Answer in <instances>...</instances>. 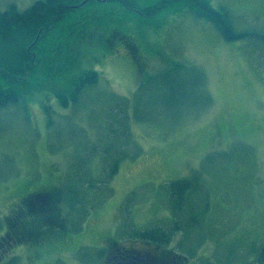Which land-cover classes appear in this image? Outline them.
Listing matches in <instances>:
<instances>
[{
	"label": "rangeland",
	"instance_id": "1",
	"mask_svg": "<svg viewBox=\"0 0 264 264\" xmlns=\"http://www.w3.org/2000/svg\"><path fill=\"white\" fill-rule=\"evenodd\" d=\"M32 1L0 0V8ZM208 1L228 12L234 30L264 29V0ZM71 13L78 30L57 58L75 57V67L24 94L23 105L0 107V236L25 194H63L56 203L62 225L49 226L55 238H44L39 251L20 244L8 264H98L105 239L153 249L129 237L153 226L170 232L185 264H255L264 245V44L225 40L187 2L143 16L117 1L86 0ZM173 62L195 65L207 90L194 82L193 95L178 101L163 88L147 91V108L139 107L145 119L137 122L134 103L131 139L119 146L125 134L107 130V118L117 115L111 99L133 97L143 77ZM90 67L100 71L98 83L75 107L59 106L53 90ZM207 96L211 103L200 107ZM181 178L203 186L173 216L169 181Z\"/></svg>",
	"mask_w": 264,
	"mask_h": 264
},
{
	"label": "trees",
	"instance_id": "2",
	"mask_svg": "<svg viewBox=\"0 0 264 264\" xmlns=\"http://www.w3.org/2000/svg\"><path fill=\"white\" fill-rule=\"evenodd\" d=\"M82 1L33 0L31 4L23 9H19L14 3L5 8H0V107L18 105L20 101L23 105L24 94L36 90L39 84L45 87V84L53 79L52 77L66 73L72 67H75V57L72 60L69 56H66L64 60L57 57H59L58 53L61 49L69 43L67 39L78 30L77 24L72 22L74 18H72L71 11L78 7L76 5H82ZM105 1L120 2L127 9L134 10L143 16H152L171 3L187 2L194 13L212 22L225 40L231 41L252 37L256 39L257 43L264 44L263 29L234 30L228 12L213 7L208 0H157L148 6H141L136 0ZM123 41L126 42H123L122 46L128 48L129 53H131L133 46L130 45V41L128 39ZM92 58L97 59L98 57ZM99 72L95 67H90L73 74L74 76L66 88L53 90L52 93L56 103L63 108L75 107L86 88L93 87L98 83ZM192 76L194 79L191 78ZM194 82L196 83L195 89L205 93L206 86L205 83L203 84L201 70L193 64L182 62H173L155 74L146 75L140 80L133 97L114 96L111 99L110 102L115 101L111 109L113 112L116 111L115 114L117 115L112 120H110L112 116L107 118V130L113 132L114 130L111 128L113 125L115 129H121L122 132L117 130L118 134H125V137L118 144L119 146L121 144L126 146L131 139V136H129V114L131 112L129 110H131L134 103L136 106V109L134 108L135 119L137 122L143 121L145 116H141L139 112L147 108V106H142V98L147 91L163 88L169 97V101H178L183 100L188 93L193 95L194 89L192 86ZM210 103L211 100L207 96L202 100L200 107L206 108ZM178 117L180 115H177ZM115 120L116 123L114 124ZM106 145L110 149L112 144ZM108 149L106 150L107 154ZM138 152L139 150L135 148V152L131 156H135ZM118 159L114 160L109 176L117 172ZM202 186V183L194 182L189 178L169 181L168 205L172 215L174 216L173 210L184 208L185 202L188 200L187 193L191 192L192 189L200 190ZM43 191H46V194L41 195ZM61 194L60 191L52 188L35 190L25 194L21 201L15 205L6 219L5 230L0 236V254L1 249H5L6 261L9 256H12L9 252L16 250L20 244L26 243L29 248H31V244L38 247V244H41L44 238H52L57 234V231L49 228V226L60 225L61 223L57 219L56 211V203L63 197V194ZM40 196L42 198L36 201V198ZM33 208L37 212L33 211ZM22 216L25 218L21 219ZM6 234H9L10 238ZM133 234L136 239L151 243L153 246L160 248L161 251L159 252L163 251L171 254L176 262L178 261L179 256L176 255L179 254L170 246L167 247L171 236L166 228L161 229L158 226H153L136 231ZM19 238L22 241H19ZM11 258L5 264L11 262ZM254 263L264 264V245L257 249Z\"/></svg>",
	"mask_w": 264,
	"mask_h": 264
},
{
	"label": "flooded vegetation",
	"instance_id": "3",
	"mask_svg": "<svg viewBox=\"0 0 264 264\" xmlns=\"http://www.w3.org/2000/svg\"><path fill=\"white\" fill-rule=\"evenodd\" d=\"M262 26L264 28V15L262 19ZM264 31V29H263ZM46 192V191H45ZM44 191L41 195L46 194ZM42 197L36 198V201L40 200ZM9 237V234H6ZM19 237V236H18ZM10 238V237H9ZM55 236H52L51 239H54ZM19 241H22L19 238ZM135 241V240H134ZM44 242V241H43ZM43 242L36 245L31 244V248L33 251H38L39 248L43 247ZM53 242V241H52ZM140 243H147L146 241H138ZM151 245L150 243H147ZM11 246L13 244H10ZM153 249L146 248L144 245H140L129 248L124 245H120L117 240L105 239L103 243V249L105 250V255L101 260L100 264H185L184 257L182 255L179 256L178 261L171 255L167 254L166 252H159L160 248L153 246ZM18 248V247H17ZM5 249H1L0 254V261L1 264H5L7 261L10 260V257L6 261L5 258ZM113 262V263H112Z\"/></svg>",
	"mask_w": 264,
	"mask_h": 264
}]
</instances>
